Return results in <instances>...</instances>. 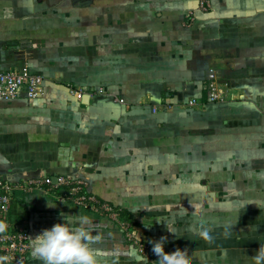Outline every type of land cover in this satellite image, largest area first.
<instances>
[{"label": "crops", "instance_id": "1", "mask_svg": "<svg viewBox=\"0 0 264 264\" xmlns=\"http://www.w3.org/2000/svg\"><path fill=\"white\" fill-rule=\"evenodd\" d=\"M199 2L0 0V68L45 76L39 98L0 100V175H78L139 239L163 237L186 264H254L264 244V0H210L208 11ZM49 186L13 193L9 218L31 238L61 213H83L98 264H150L114 222ZM24 264L42 261L30 253Z\"/></svg>", "mask_w": 264, "mask_h": 264}, {"label": "built area", "instance_id": "2", "mask_svg": "<svg viewBox=\"0 0 264 264\" xmlns=\"http://www.w3.org/2000/svg\"><path fill=\"white\" fill-rule=\"evenodd\" d=\"M210 7V0H200V10L208 11ZM186 17L185 24L191 26L195 21V13L189 11L186 13ZM209 77L211 79L210 99L212 101L223 99L214 69H212ZM44 84L45 76L33 71L29 66L9 71L0 68V100L12 101L19 98L22 93L29 100H35L42 95ZM70 91L73 95L80 98L86 93L85 90L73 86H71ZM121 102H125V100L121 99ZM190 103L194 104L196 100H191ZM44 184L50 185V190L63 188V193L60 191L58 193L60 198L73 202L84 210H90L114 222L122 231L126 240L136 247L138 252L150 264H159L158 257L152 252L154 242L152 240H141L136 236L134 223L132 220L125 218L123 209L89 192L87 189L88 182L78 175L71 174L58 176L57 182H53V178L48 176L42 179H29L25 182L16 183L0 175V222L7 225L6 231L0 233V264H24L31 253L30 232L17 227L9 218L14 191L22 189L26 192H31L36 187ZM163 252L165 256L172 254L165 248H163Z\"/></svg>", "mask_w": 264, "mask_h": 264}, {"label": "clouds", "instance_id": "3", "mask_svg": "<svg viewBox=\"0 0 264 264\" xmlns=\"http://www.w3.org/2000/svg\"><path fill=\"white\" fill-rule=\"evenodd\" d=\"M61 215L63 222H57L31 238V255L42 261V264H98L99 253L93 243L99 237L90 235L93 223L90 217L83 213ZM6 229L7 225L0 222V233ZM201 235L207 240L212 239L207 230ZM163 244L162 237L152 247L159 264H186L182 251H173L171 255L165 256ZM252 260L254 264H264V244H261Z\"/></svg>", "mask_w": 264, "mask_h": 264}, {"label": "water", "instance_id": "4", "mask_svg": "<svg viewBox=\"0 0 264 264\" xmlns=\"http://www.w3.org/2000/svg\"><path fill=\"white\" fill-rule=\"evenodd\" d=\"M87 96V95H86ZM55 182H57V179H55Z\"/></svg>", "mask_w": 264, "mask_h": 264}]
</instances>
